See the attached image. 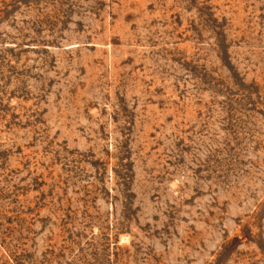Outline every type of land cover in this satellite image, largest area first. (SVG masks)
Segmentation results:
<instances>
[{"label": "rangeland", "instance_id": "1", "mask_svg": "<svg viewBox=\"0 0 264 264\" xmlns=\"http://www.w3.org/2000/svg\"><path fill=\"white\" fill-rule=\"evenodd\" d=\"M0 264H264V0H0Z\"/></svg>", "mask_w": 264, "mask_h": 264}]
</instances>
